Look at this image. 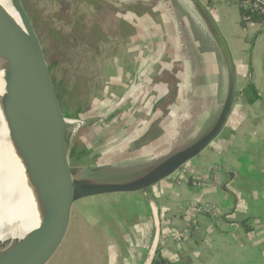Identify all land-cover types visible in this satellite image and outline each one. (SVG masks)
<instances>
[{
    "label": "rangeland",
    "instance_id": "obj_1",
    "mask_svg": "<svg viewBox=\"0 0 264 264\" xmlns=\"http://www.w3.org/2000/svg\"><path fill=\"white\" fill-rule=\"evenodd\" d=\"M162 1L21 0L62 92L63 109L85 114L90 122V136L105 153L97 163L105 164L108 172L116 174L109 176L108 182L140 176L203 134L212 123L209 118L203 121L204 110L215 109L216 114L224 93L223 64L208 33L191 20L177 0ZM161 35L174 41L163 43L172 45L168 65L174 68L175 82L184 84L179 102L185 104L187 111L163 122L166 135L158 140L157 134L148 142L150 137L139 136L151 123L154 106L142 108L146 98L139 87L152 78L146 68L156 59V42ZM190 44L196 46L201 54L199 60L202 58L211 75L216 76L217 71L218 92L217 83L212 91L214 83L208 87L205 80L197 79L196 73H189L182 49ZM178 68L182 72L178 73ZM128 112L134 115L131 121L123 120ZM62 148L63 154L68 151L72 158L66 139ZM128 195L97 197L82 206L79 230L61 264L94 258L99 252L98 244L118 241L125 222L129 226L139 223L138 207L134 201L125 200Z\"/></svg>",
    "mask_w": 264,
    "mask_h": 264
},
{
    "label": "crops",
    "instance_id": "obj_2",
    "mask_svg": "<svg viewBox=\"0 0 264 264\" xmlns=\"http://www.w3.org/2000/svg\"><path fill=\"white\" fill-rule=\"evenodd\" d=\"M200 1L226 40L236 70V96L226 127L214 144L184 165L179 174L147 190L154 208L139 195L129 194L125 200L136 203L139 223L129 226L125 222L118 241L101 242L94 258L78 259L75 264H145L157 223V247L169 264H264V21L241 27L235 4L228 0ZM158 39L156 59L146 68L152 78L139 88L147 96L142 108L154 106L149 122L161 123L159 140L166 135L162 123L187 110L179 102L184 84L168 77L174 69L168 65L172 45L163 42L171 39L162 35ZM190 48L197 50L194 44L187 46ZM213 82L218 92L217 71ZM250 82L258 93L254 101L243 93ZM215 116V109L204 110L203 121L209 118L212 122ZM132 118L128 112L123 120ZM194 182H199L200 187H192ZM191 203L213 205L218 214L210 217L178 209ZM247 219L252 227L249 233L239 226Z\"/></svg>",
    "mask_w": 264,
    "mask_h": 264
},
{
    "label": "water",
    "instance_id": "obj_3",
    "mask_svg": "<svg viewBox=\"0 0 264 264\" xmlns=\"http://www.w3.org/2000/svg\"><path fill=\"white\" fill-rule=\"evenodd\" d=\"M187 1L201 17L204 30L215 44L223 64L224 93L219 109L211 126L203 134L171 152L140 176L124 182L107 181L115 173L108 172L105 164L97 163L105 153L99 149L96 139L90 136L89 120L80 110L72 113L63 109L62 92L53 77L31 21L21 0L13 1L21 23L22 37L21 43H16L0 30V73L4 88L0 102L30 114L56 135L66 139L72 158L66 159L55 169L47 158V150L33 144L30 133L10 122L11 119H6L8 127L12 132L15 131L17 139L26 147V156L33 158V166L27 165L26 169L36 194L41 196L44 193L47 184L41 182L46 178L52 179V183L38 209L26 220V225L30 226L38 211L39 224L27 232L14 229V235H7L0 240V264H60L79 230L84 204L89 205L95 198L106 195L137 194L153 207L147 190L173 176L184 165L197 158L223 132L236 96L234 62L228 44L210 11L200 0ZM124 99H127L126 93ZM35 128L43 131L36 126ZM159 237L157 223L155 238L145 264H150Z\"/></svg>",
    "mask_w": 264,
    "mask_h": 264
},
{
    "label": "bare ground",
    "instance_id": "obj_4",
    "mask_svg": "<svg viewBox=\"0 0 264 264\" xmlns=\"http://www.w3.org/2000/svg\"><path fill=\"white\" fill-rule=\"evenodd\" d=\"M13 1L0 0V30L8 39L21 43V23L15 12ZM177 1L190 15L191 20L205 29L201 17L192 5L187 0ZM3 91L2 73H0V95ZM6 119H11L10 122L30 133L33 144L42 150H47V158L55 169H58L66 159H71L68 151L63 154V139L52 129L30 114L0 102V240L7 235H14L16 231L27 232L39 224L38 211L30 226L26 225V220L38 209L52 183V179L46 178L44 182H41V184H47L44 193L41 196L36 194L26 169L27 165L33 166V158L26 156V147L17 139L15 131L12 132L8 127ZM35 126L43 131H38ZM41 139L44 141L41 142Z\"/></svg>",
    "mask_w": 264,
    "mask_h": 264
},
{
    "label": "trees",
    "instance_id": "obj_5",
    "mask_svg": "<svg viewBox=\"0 0 264 264\" xmlns=\"http://www.w3.org/2000/svg\"><path fill=\"white\" fill-rule=\"evenodd\" d=\"M158 1L163 2L162 0H158ZM239 1H243V0H239ZM208 6H209V3H208ZM138 9L144 10L143 8H138ZM239 15H240V26L241 27H244L248 23L262 24L264 21V16L258 15L256 13H251L250 11L244 10V9H239ZM188 50H189V51H187L188 55L185 53V57H186L185 61L187 62V65H189L190 74L196 73L194 75H196V77L199 79V81H200V78L205 80L206 84H208V87H209L211 84L214 83L213 82V75H211L212 73H210L208 71V69H207L208 66H205V63H203L204 61L202 60V58H201V60H199L201 54L198 53L195 48H190ZM202 66H203V68H202ZM199 67H200V70H198ZM194 75L191 77L192 80H193V77L195 78ZM243 93H245L250 98V101H254L258 98V93L254 89V87L252 86L251 82L248 84V86L243 91ZM206 94H210V92H208ZM239 226L241 228H243L246 233H249L252 231V227L250 226L248 219L243 221V222H240ZM150 264H169V263H167L162 258V256L159 253L158 247H157Z\"/></svg>",
    "mask_w": 264,
    "mask_h": 264
},
{
    "label": "built area",
    "instance_id": "obj_6",
    "mask_svg": "<svg viewBox=\"0 0 264 264\" xmlns=\"http://www.w3.org/2000/svg\"><path fill=\"white\" fill-rule=\"evenodd\" d=\"M230 3L235 4L238 9L248 10L251 13H256L258 15L264 16V0H228ZM187 184V180H184ZM192 187L199 188L200 183L194 182L191 184ZM178 209L183 212L192 213L194 215H204L215 217L218 214L217 208L210 204H187L180 205ZM179 240V239H178Z\"/></svg>",
    "mask_w": 264,
    "mask_h": 264
},
{
    "label": "flooded vegetation",
    "instance_id": "obj_7",
    "mask_svg": "<svg viewBox=\"0 0 264 264\" xmlns=\"http://www.w3.org/2000/svg\"><path fill=\"white\" fill-rule=\"evenodd\" d=\"M180 51V50H179ZM178 51V52H179ZM184 51L187 53V51H189L188 49H184ZM171 54H173L172 53V50H171ZM188 55V54H187ZM189 73H190V71H189ZM168 77H170V78H172V80L173 81H175V79H177V78H175V75H171V74H169L168 75ZM200 77V76H199ZM198 79V78H197ZM199 80V79H198ZM201 82V81H200ZM175 85H177L176 83H174ZM213 88H214V84L212 85V91H213ZM211 91V92H212ZM142 94H143V92H142ZM147 96H145V98H146ZM132 116L134 117V115L132 114ZM161 123H159V122H151L150 124H149V126L148 127H146L145 129H144V131L141 133V135L139 136V138H141V139H143V138H146V137H150V139H147V141L148 142H152V140L153 139H155V138H157V134L159 135V130H158V126L160 125ZM145 141H146V139H145ZM145 141H144V143H145Z\"/></svg>",
    "mask_w": 264,
    "mask_h": 264
}]
</instances>
